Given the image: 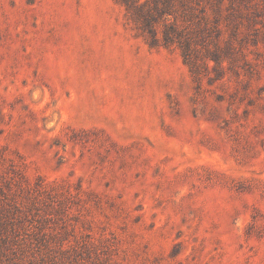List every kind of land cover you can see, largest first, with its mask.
Instances as JSON below:
<instances>
[{"label":"rangeland","instance_id":"obj_1","mask_svg":"<svg viewBox=\"0 0 264 264\" xmlns=\"http://www.w3.org/2000/svg\"><path fill=\"white\" fill-rule=\"evenodd\" d=\"M250 13L186 56L120 0H0V264H264Z\"/></svg>","mask_w":264,"mask_h":264},{"label":"trees","instance_id":"obj_2","mask_svg":"<svg viewBox=\"0 0 264 264\" xmlns=\"http://www.w3.org/2000/svg\"><path fill=\"white\" fill-rule=\"evenodd\" d=\"M120 2L155 39L157 26L161 24L164 43L180 45L186 56L194 50L191 35L200 28L198 20L206 23L211 16L229 18L238 14L240 17H250V12L264 13V0H120ZM250 3L255 6L253 11L247 8Z\"/></svg>","mask_w":264,"mask_h":264}]
</instances>
